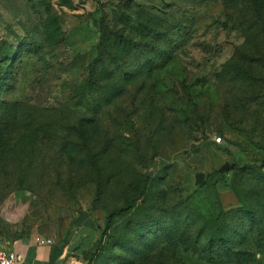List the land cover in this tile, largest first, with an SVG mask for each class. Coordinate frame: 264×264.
Listing matches in <instances>:
<instances>
[{
	"label": "rangeland",
	"instance_id": "374dc122",
	"mask_svg": "<svg viewBox=\"0 0 264 264\" xmlns=\"http://www.w3.org/2000/svg\"><path fill=\"white\" fill-rule=\"evenodd\" d=\"M81 228L85 264H264V0H0V234Z\"/></svg>",
	"mask_w": 264,
	"mask_h": 264
},
{
	"label": "crops",
	"instance_id": "0c3cea01",
	"mask_svg": "<svg viewBox=\"0 0 264 264\" xmlns=\"http://www.w3.org/2000/svg\"><path fill=\"white\" fill-rule=\"evenodd\" d=\"M84 233L85 229L81 228L67 235L62 233V238L48 235L52 239L50 244L37 242L36 235L0 234V248L14 251L15 264H85L81 258V251L87 246L81 237Z\"/></svg>",
	"mask_w": 264,
	"mask_h": 264
},
{
	"label": "trees",
	"instance_id": "16d2710c",
	"mask_svg": "<svg viewBox=\"0 0 264 264\" xmlns=\"http://www.w3.org/2000/svg\"><path fill=\"white\" fill-rule=\"evenodd\" d=\"M104 40H105V38H104V33H103L102 38L99 41L98 56L88 66V71H89V77L90 78H92L94 76V74L96 72V69H97V66H98V63L100 61H102L101 57H102L103 53H102V49L101 48H102V45L104 44ZM116 42L118 43V41H116ZM117 93H118L117 90H113V92L108 96V100L113 98V97H115L117 95ZM253 218H254V216H252V218H251L252 221H253ZM203 226H204V223H203ZM221 243L223 244V247L226 248L228 246L229 241L227 239H222ZM101 248H103L102 252L103 251L104 252H112V249L115 250L116 248H125L127 253H129L131 256H128V257H130L129 259H124V258L116 259V258H113V255H111V253H109L110 255H106V256H104L103 259H101L102 256L98 255V256H95V259L91 260V264H127L129 262L134 261V260H132L134 258H138L139 259L140 255H141V254H139V252L143 253L142 256H144L145 254L151 253V252L154 251V247H150V246L148 247V249H141V250H136L135 249L134 250V249H131L130 246L129 247L128 246L124 247V246L117 245V244L112 245V246L111 245H105V246H101ZM88 261H90V260L88 259ZM88 264H90V263H88Z\"/></svg>",
	"mask_w": 264,
	"mask_h": 264
},
{
	"label": "built area",
	"instance_id": "2783aa9c",
	"mask_svg": "<svg viewBox=\"0 0 264 264\" xmlns=\"http://www.w3.org/2000/svg\"><path fill=\"white\" fill-rule=\"evenodd\" d=\"M216 140L220 141L221 137L218 136ZM36 240L42 244H50L52 242V239L47 236H37ZM15 258L16 256L13 250L8 248H0V264H15Z\"/></svg>",
	"mask_w": 264,
	"mask_h": 264
},
{
	"label": "water",
	"instance_id": "95a60500",
	"mask_svg": "<svg viewBox=\"0 0 264 264\" xmlns=\"http://www.w3.org/2000/svg\"><path fill=\"white\" fill-rule=\"evenodd\" d=\"M228 169V164L227 163H224L221 167H219V171L220 172H223L224 170H227ZM204 174L203 172H197L194 174V182L195 184H198L202 181V178H203Z\"/></svg>",
	"mask_w": 264,
	"mask_h": 264
}]
</instances>
